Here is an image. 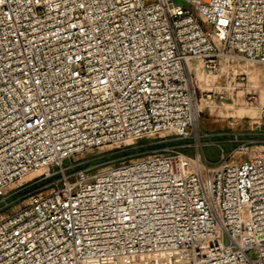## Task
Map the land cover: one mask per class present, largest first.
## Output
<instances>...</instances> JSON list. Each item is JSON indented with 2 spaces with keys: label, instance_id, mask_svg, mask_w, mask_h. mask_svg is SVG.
Returning <instances> with one entry per match:
<instances>
[{
  "label": "built area",
  "instance_id": "1",
  "mask_svg": "<svg viewBox=\"0 0 264 264\" xmlns=\"http://www.w3.org/2000/svg\"><path fill=\"white\" fill-rule=\"evenodd\" d=\"M224 56L264 63V0H0V192L63 173L0 220V264H264V150L230 160L241 141L210 165L199 135L191 157L90 181L63 168L106 143L193 138L191 64ZM173 157L195 167L177 176Z\"/></svg>",
  "mask_w": 264,
  "mask_h": 264
},
{
  "label": "rangeland",
  "instance_id": "2",
  "mask_svg": "<svg viewBox=\"0 0 264 264\" xmlns=\"http://www.w3.org/2000/svg\"><path fill=\"white\" fill-rule=\"evenodd\" d=\"M230 57L241 60L236 64L237 68H233L230 59L225 60L222 70L219 68L212 72L205 69L215 77L206 84L198 85L197 82L198 103L203 104L204 108L195 127L194 137L179 140L180 143L193 144L199 135H203V153L210 165H217L222 161L223 151L227 158L243 144V140L253 142H245V146L249 148L243 153L235 152L230 160L244 161L264 150V63L238 56ZM236 136L239 141L235 142ZM161 139L165 137H143L82 149L64 161L65 175L71 181H76L77 173L83 172L84 179L90 181L96 174L110 167L154 155L161 147L157 143ZM232 139L234 143H231ZM178 151L191 157L194 148L184 147ZM167 153L177 156L174 152ZM187 160L195 167V162ZM58 170L60 168L55 167V175L48 178L43 173L34 174L4 187L0 192V220L27 204L31 195H47L56 185L60 186L63 173L57 172Z\"/></svg>",
  "mask_w": 264,
  "mask_h": 264
},
{
  "label": "bare ground",
  "instance_id": "3",
  "mask_svg": "<svg viewBox=\"0 0 264 264\" xmlns=\"http://www.w3.org/2000/svg\"><path fill=\"white\" fill-rule=\"evenodd\" d=\"M230 59V62L233 63V68H237L236 64L241 61L237 58H233L230 56H224L221 60V64H220V69L222 70V66L225 60ZM250 60V59H249ZM191 68L194 69L195 73H196V78H197V82L198 85L200 84H206L207 81H209L211 78L215 77V75L208 73L205 71V68L203 66L202 61H195L191 64ZM203 104L200 105V103L198 104V110L200 112L203 111ZM243 151L245 150H237L236 153H243ZM178 161L179 163L175 162ZM193 170V165L191 163L186 162V160L184 158H179V157H173V171L177 176H184L186 175L188 172H191Z\"/></svg>",
  "mask_w": 264,
  "mask_h": 264
},
{
  "label": "crops",
  "instance_id": "4",
  "mask_svg": "<svg viewBox=\"0 0 264 264\" xmlns=\"http://www.w3.org/2000/svg\"><path fill=\"white\" fill-rule=\"evenodd\" d=\"M179 140H182V139H180V138H165V139H161V140L157 141V143H160L161 147L158 150H156V151H163L166 148L181 149V148L187 147V145L192 144V143H180L181 141H179ZM243 141L244 142H248V141L249 142H253V140H248V141L243 140ZM188 148H192V147H188ZM193 154H194V151H193Z\"/></svg>",
  "mask_w": 264,
  "mask_h": 264
}]
</instances>
